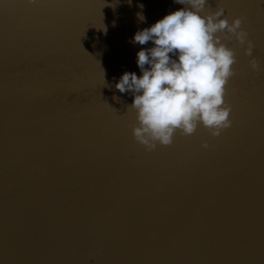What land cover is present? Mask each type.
Segmentation results:
<instances>
[{"label":"water","instance_id":"water-1","mask_svg":"<svg viewBox=\"0 0 264 264\" xmlns=\"http://www.w3.org/2000/svg\"><path fill=\"white\" fill-rule=\"evenodd\" d=\"M208 3L242 18L260 70L224 41L231 127L146 151L115 85L153 46L134 34L185 6L0 0V264H264V0Z\"/></svg>","mask_w":264,"mask_h":264},{"label":"clouds","instance_id":"clouds-1","mask_svg":"<svg viewBox=\"0 0 264 264\" xmlns=\"http://www.w3.org/2000/svg\"><path fill=\"white\" fill-rule=\"evenodd\" d=\"M174 2L185 7L134 34L133 43L153 44L137 53L142 74L126 71L115 85L119 92L133 96L127 106L135 111L137 121L132 134L146 151L171 145L177 134L191 136L200 126L213 137L231 127V105L225 95L226 85L236 74L233 65L237 60L235 50L224 41L235 40L244 55L251 57V69L260 70L241 17L229 22L224 7L218 3L213 10L208 0ZM137 15L145 20L142 13ZM201 146L209 147L207 141Z\"/></svg>","mask_w":264,"mask_h":264},{"label":"snow or ice","instance_id":"snow-or-ice-1","mask_svg":"<svg viewBox=\"0 0 264 264\" xmlns=\"http://www.w3.org/2000/svg\"><path fill=\"white\" fill-rule=\"evenodd\" d=\"M226 89H227V87H226ZM226 93H227V90H226Z\"/></svg>","mask_w":264,"mask_h":264}]
</instances>
